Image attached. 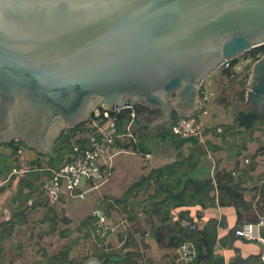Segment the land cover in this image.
I'll list each match as a JSON object with an SVG mask.
<instances>
[{"label": "water", "instance_id": "obj_1", "mask_svg": "<svg viewBox=\"0 0 264 264\" xmlns=\"http://www.w3.org/2000/svg\"><path fill=\"white\" fill-rule=\"evenodd\" d=\"M262 45L264 0H0V145L54 157L60 135L99 107L158 111L148 126L192 116L205 79ZM241 106L264 110V54ZM213 171L204 156L150 204Z\"/></svg>", "mask_w": 264, "mask_h": 264}, {"label": "rangeland", "instance_id": "obj_2", "mask_svg": "<svg viewBox=\"0 0 264 264\" xmlns=\"http://www.w3.org/2000/svg\"><path fill=\"white\" fill-rule=\"evenodd\" d=\"M235 59L238 62L230 69L228 75L223 74L222 68L226 67L223 65L208 76L199 94L200 96L203 92V95L207 93L203 108H213V104L217 108L229 107L226 114L222 115L224 121L235 120L233 116L236 117L237 112L246 111L241 106L244 99L241 100L240 97L246 92L252 67L256 61L248 52ZM168 124L159 125L157 132L166 129ZM224 127L226 126H221L220 131L216 130L218 136L224 132ZM237 129L240 134L235 133V142L230 143L227 151H222L219 147L220 150L214 152L212 147L205 144L204 147L208 148V152L206 150L203 152H206V155L210 154L214 162L213 175L216 168L223 167L233 169L236 178L240 176L241 186L249 182L243 193L248 200L256 203L262 200L260 191L264 185V126H258L255 130L248 132ZM251 142L256 144L249 151L248 145ZM163 149L160 148L159 153H162ZM131 151L133 150L116 155L112 160L114 172L108 182L97 190L86 193L83 198L64 197L55 205L48 204L42 187L39 191H34L30 187V183L38 174L32 171L14 174L8 182L0 186V191L2 188V192H5L0 198V219L5 223V227L0 228V248L2 249L0 264H58L59 262L81 264L84 261L96 260L100 264L103 262V257L100 258L102 254L125 258L129 248L137 251L134 246H139V239L146 238L148 235L143 229L133 231V224L136 223V228H140L138 218L142 203L155 188L153 187L149 192H135L132 197L125 196L129 189V182L134 180L133 175L129 176L131 161L145 162L142 156H137ZM41 161L42 167L48 166V158L43 157ZM29 168H31L30 165L26 164L25 169ZM134 176H137L136 172ZM245 178L247 182H244ZM46 179L43 177L41 181L44 182ZM20 181L23 183L22 187H20ZM124 199L126 201L120 204L116 202V200ZM96 210L106 215L109 223L114 226L113 232L103 240L97 239L90 228V221H87V218ZM133 212L138 213L135 223L129 220ZM143 232L146 234L141 236L140 233L143 234ZM129 240L134 242L129 243ZM122 264H129V259L128 263ZM137 264H147V261L141 256L137 259Z\"/></svg>", "mask_w": 264, "mask_h": 264}, {"label": "trees", "instance_id": "obj_3", "mask_svg": "<svg viewBox=\"0 0 264 264\" xmlns=\"http://www.w3.org/2000/svg\"><path fill=\"white\" fill-rule=\"evenodd\" d=\"M248 53L251 54V57L257 60L259 56L264 54V45L251 49L248 51ZM237 62V59L229 61L228 65L222 68L223 74L228 75L230 69L233 68ZM244 97L245 94L242 93L240 97L241 100H243ZM132 113H134L135 116H139L141 114L156 115L158 111L150 110L143 105H137L133 109H124L119 112H111V116L115 118L117 127L121 133L126 131L127 125L132 121ZM233 124V126L224 127V132L219 134V136L224 138L229 132L231 133L237 128L242 129L244 132H248L255 130L258 126H264V110L262 113L252 109L239 111L236 114ZM84 132H87V130H85V123L66 129L56 142V147L54 149V154L56 156L52 157L48 154H38V158L36 160L30 161L28 163L31 168L19 169L20 167L18 165H16L14 168H18L25 173L30 171L38 173L37 176L34 177V181L30 183V187L34 191H39L43 185V182L41 181L42 178L46 177L48 179L54 170L58 169V167L69 160L73 139L76 138L80 133ZM238 134H240V132ZM158 136L161 139H165L167 137H172L176 140L180 139L171 133L170 124L166 129L160 131ZM189 140H191L197 146L189 156H180L179 160L152 170L147 176H144L139 181L133 183L126 191L125 196L128 197L129 195V197H132V195L138 191L149 192V190L154 187L155 189L153 190V193L148 195L146 201H143L144 204L146 203L145 206H142V210L144 212L148 211L157 220L151 233L152 237L160 246H165L171 250L177 249L184 243L193 244L197 250V257L191 264H205L206 262L212 261L215 257L214 249L217 243L218 230L219 228L225 226V220H218L214 216L209 217L205 225L199 227L191 217L190 211H180L176 220H174L172 211L178 208H189L193 206H201L204 209L206 207L215 206L232 207L235 210L237 216V225H241L244 222V214L246 212H253L259 217L264 218V185L260 191L262 200H258L256 203L251 200L248 201L245 199L243 189L239 182L240 176L239 178H236L235 171H227L216 168L212 179L207 181L190 180L187 182L185 190L181 195L177 196L176 198L167 199L163 203L157 205L150 204L152 201L161 200L167 194L177 192L180 189L181 180L199 165L200 158L206 152H203L204 149L198 145L197 140L188 139V141ZM182 141H184V139H181V142ZM121 143H124L121 145L123 148H130L129 143H125L124 141ZM1 146L11 150L10 157H14V160L9 161L10 165L13 164V162L18 161L15 158V156L18 154V150L21 147L26 148L24 144L19 142H12ZM218 150H220V148H213L214 152ZM41 157L48 158L47 167H42ZM9 170H12L11 166L6 164L3 165V168L1 167L0 173L4 174ZM22 184V181H20V187H22ZM212 192L216 193V202L215 196H210ZM122 201H126V199L116 200L118 204H120ZM143 203L142 205H144ZM102 215L108 219L103 213ZM136 216H138V213H131L129 220L132 223H135L134 221H136ZM97 220L98 217L93 213L87 218V221H90V228H92L93 231L95 230V223ZM10 222L11 221L8 219V223ZM1 227H5L4 222L0 223V228ZM140 234L141 236H144L146 233L143 232V234ZM97 239L100 238L97 236ZM132 242L134 241L129 240V243ZM136 247L137 246L135 245L134 248ZM1 251L2 249L0 248V252ZM141 256V252L139 253L138 250L136 251L135 249L129 248V253H126L124 256L125 258L112 256L111 254L100 255V258L103 257V262L100 264H107L108 262L115 264L128 263V259L129 264H137V259H139ZM58 264L65 263L59 262Z\"/></svg>", "mask_w": 264, "mask_h": 264}, {"label": "crops", "instance_id": "obj_4", "mask_svg": "<svg viewBox=\"0 0 264 264\" xmlns=\"http://www.w3.org/2000/svg\"><path fill=\"white\" fill-rule=\"evenodd\" d=\"M203 94L198 96L193 104L195 106V109L197 108V112L200 105L204 106L206 100L205 97L207 93H205V95ZM213 106H214L213 108L210 107L209 109L207 107H204L207 110V114L205 116H202V120L207 129V138H206L207 142L205 144H207L209 147H212V149L214 147L216 148L220 147L222 148V151H227L228 150L227 148H229L230 143L235 142L234 136L236 132H239V130L234 129L231 133L229 132L227 136L224 138L218 136L216 130L218 129L221 130L220 128L223 125L224 126L232 125L234 123V120L224 121L222 119V115L226 114L229 107L217 108L215 104H213ZM154 117L156 116L147 115V114H141L139 116H135V118L139 119V122L137 124L132 123L129 132V137L123 140L125 143H129L130 148L129 149L123 148V146L121 145H123L124 143H121L122 141H118L116 146L111 150L109 156L106 157L105 159V163L111 166V172L113 174L114 167L112 165V160L116 155L118 156L132 149L133 151L131 152L133 154H136L137 156L140 157L142 156L145 162L135 163L134 161L136 160L131 161V169L129 170V176L133 175L134 180L129 182V187L133 183L139 181L142 177L147 176L152 170L173 163L179 160L180 156L183 157L189 156L190 153L195 149V147H197L191 140L188 141V139H184V141L181 142V139L183 138L180 137H178L180 138L179 140H176L175 138L172 137L161 139L158 136V132H157V130L159 129L158 128L159 125L148 126V124L150 125L151 122L154 120L153 119L147 122L148 119ZM233 118H235V115L233 116ZM255 144H256L255 142H251L248 145L249 148L248 150L250 151L251 149H253ZM200 146L201 148L206 150V152H208V148L205 149L204 147L205 145H200ZM244 146H246L245 142H244ZM160 148H164L162 150L163 151L162 153H159ZM20 149L23 150L22 154H17L15 156V158L18 161L13 162V164L10 165L9 161L14 160L13 159L14 157H10L11 150L9 148H5L0 145V169L1 167L3 168V165L6 164H8V166H11L12 169L11 171L9 170L4 174L0 173V186L5 184L12 178V176L14 175L12 172L13 170L17 169V171L21 173L24 172L19 169H24L26 164H28L30 161L36 160L38 154H42L27 147L26 148L21 147ZM204 156L211 157L210 154L208 155L204 154L200 158L199 164L202 162ZM42 158L43 157H41V159ZM16 165H18L20 168L19 169L14 168ZM221 169L227 171L233 170L223 167ZM135 172L137 173V176H134ZM244 182H247L246 178ZM248 183L249 182L241 186L243 190L247 189ZM98 188L93 189L92 191L97 190ZM2 190L3 189L1 188L0 198L1 195L5 193L2 192ZM210 196H215L216 198L215 202L217 201L215 192H212ZM245 199L248 200L246 196ZM145 204L143 205V207L145 206ZM183 210L190 211L191 217L193 218L194 222L198 224L199 227L205 225L209 217L214 216L218 220H225V226L219 228L218 230L217 243L214 249L215 257L213 258L212 261L206 262L205 264H264V261L261 259L262 255H264V246L259 241L256 240L249 241L235 235V230L241 228L243 224L257 222L263 218L259 217L257 214L253 212H246L244 214V222L241 225H237V216L235 210L232 207L215 206V207H206L204 209L201 206H193L189 208H178L173 210L172 215L174 216V220L177 219L178 213ZM146 212L148 211L144 212L143 210H141L139 214L138 223L141 224V226H139L140 227L139 229H137L138 227L136 228V223L133 224L134 225L133 231L136 232L143 229L146 231L148 235L146 238L139 239L141 241V245H140V241H138L139 246H137L136 249L139 251V253L141 252L142 257L144 258L145 261H147V264H180L179 262H177L176 259L177 258L175 253L176 249L171 250L166 248L165 246H160L152 237L151 233L157 220L155 217L152 216L153 218V224H152L149 216L146 215ZM0 222H3L2 219H0ZM262 236L264 237V227L262 228ZM93 262L84 261L81 264H99L97 260Z\"/></svg>", "mask_w": 264, "mask_h": 264}, {"label": "built area", "instance_id": "obj_5", "mask_svg": "<svg viewBox=\"0 0 264 264\" xmlns=\"http://www.w3.org/2000/svg\"><path fill=\"white\" fill-rule=\"evenodd\" d=\"M227 65L228 62L225 66ZM111 112L104 107L97 108L92 119L85 123L87 132L80 133L73 139L69 160L54 170L52 175L43 182L42 192L48 204L55 205L64 197L83 198L86 193L108 182L112 172L111 166L105 163V159L118 141L129 137L135 118L132 113V121L127 125L126 131L121 133ZM206 114L207 110L200 105L196 114L178 118L170 123L171 133L183 139H195L199 145H205L207 129L202 116ZM22 152V149L18 150V154ZM12 172L13 174L21 173L17 170ZM93 214L98 217L94 234L100 239H106L113 232L114 226L101 212L94 211ZM263 227L264 218L257 222L243 224L235 231V235L245 240L259 241L264 246ZM175 253L177 262L184 264H191L197 257V250L191 243L182 244ZM261 259L264 261V255Z\"/></svg>", "mask_w": 264, "mask_h": 264}, {"label": "flooded vegetation", "instance_id": "obj_6", "mask_svg": "<svg viewBox=\"0 0 264 264\" xmlns=\"http://www.w3.org/2000/svg\"><path fill=\"white\" fill-rule=\"evenodd\" d=\"M159 115V112H158V114L157 115H155V116H158Z\"/></svg>", "mask_w": 264, "mask_h": 264}]
</instances>
